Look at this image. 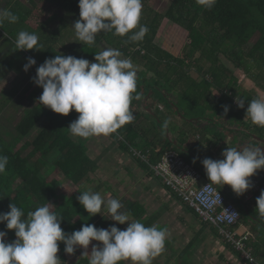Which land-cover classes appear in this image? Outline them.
I'll return each mask as SVG.
<instances>
[{
  "label": "trees",
  "instance_id": "obj_1",
  "mask_svg": "<svg viewBox=\"0 0 264 264\" xmlns=\"http://www.w3.org/2000/svg\"><path fill=\"white\" fill-rule=\"evenodd\" d=\"M51 2L68 16L75 20L79 19V0ZM9 4L11 6L9 10L19 19L17 23H8V25L28 26L27 21L32 11L24 10L18 1ZM56 18L57 15L54 14L37 29L31 28L33 33L40 37L39 43L43 45L40 51L33 50V55H38L40 59L39 65L59 54L95 62V54L107 48H114L119 49L135 65L143 67L137 72L136 94H139L140 99H133L131 103V111L135 118L131 124L124 126L112 137L119 143L120 149L129 154L147 176L155 177L161 182L165 191L170 192L178 203L186 205L182 198L156 175L153 167L161 162L166 153L177 152L186 164L202 174V181L206 180L204 183L209 182L202 160L196 159L197 148L204 142L201 145L200 142L190 144L192 140L186 139L187 135L192 133L189 129L195 130L198 127L195 122H207L206 117L211 114L207 113L212 112L213 115L216 113L221 116V113L225 114L224 106H228L227 115L230 122V117L236 112L235 99H245L244 108H240V113L235 117L237 124L227 122L221 128L216 127L215 124L214 126L208 124V129L201 130L203 137L207 138L206 142L219 151L217 153L221 154L227 148L225 142L229 133L232 135L233 143L237 141L235 131L230 128L247 130L250 136L254 135L264 140V127L253 125L249 119L244 121L248 102L261 97L252 89L250 93L245 87L240 89L244 80L220 63L222 58H225L234 66L243 67L242 71L245 75L264 89V0H216L210 11L203 10L197 5L196 0H171L168 8L162 13L145 5L142 8L140 23L147 25L149 31L140 42L125 43L127 36L100 33L97 34L93 45H82L79 40L67 44L63 42V38L70 35L69 27L65 23L54 28L50 27ZM164 20L180 26L188 34L189 42L180 56L173 55L156 43ZM256 36H259L257 41L252 43ZM10 53L11 51H5L0 58V77L5 72L18 71ZM192 72L197 73L198 78H194ZM29 90L27 84L22 93H29ZM16 93V89L13 88L5 100L0 102V155L9 158L6 175L0 176V213L8 212L10 203L22 208L26 214L56 200L62 182L56 179L48 180L47 177L48 172L55 169L74 185L83 186L53 211L63 219L61 227L65 233L71 234L79 230L84 223L93 224L97 228L107 229L113 225L119 228L111 221V217L105 216L107 212L103 211V206V213L92 217L78 202L77 198L81 192L91 190L102 194L104 188L101 185L107 183L93 186L95 183L93 176L101 170L100 161L89 155L88 144L75 140L69 133L67 129L69 115L65 117L55 114L38 103L26 111L12 131L8 128L1 130L3 111L11 104L14 105ZM148 99L163 105V110L151 109ZM233 103L234 107H232ZM178 118L184 122L185 130L180 129ZM165 120L169 121L166 128ZM251 124L255 132L250 129ZM249 135H246V138H249ZM247 144L264 145L255 141ZM183 146L192 148L189 152L187 149L183 151ZM135 152L141 153L143 158L135 155ZM217 187L238 207L241 218L237 228L244 226L249 229L252 238L248 241V245L253 248V257L258 264H264V221L259 219L255 211L256 199H254L255 203L244 202V195L237 197L230 189ZM121 203L124 205L122 210L130 212L133 219L141 221L145 226L155 225V218L146 216L147 211L142 203L134 200L133 202L121 200ZM250 204L255 207H250ZM185 207L188 212L194 213L199 218L190 207L187 205ZM202 226L207 228L208 224L202 222ZM211 229L217 239H222L216 227L211 226ZM0 231H7L5 225L0 224ZM7 239L9 242L13 241L14 232H8ZM222 240L231 254L239 259L242 258L240 252L230 243ZM191 246L192 243L186 250ZM59 247V251L65 253L64 245L60 244ZM87 260L84 257L77 264H84ZM243 261L245 264H250L245 259ZM177 264H188V262L182 255Z\"/></svg>",
  "mask_w": 264,
  "mask_h": 264
},
{
  "label": "clouds",
  "instance_id": "obj_2",
  "mask_svg": "<svg viewBox=\"0 0 264 264\" xmlns=\"http://www.w3.org/2000/svg\"><path fill=\"white\" fill-rule=\"evenodd\" d=\"M196 3L210 11L216 0H196ZM78 8L79 19L72 28L82 45H93L100 33L127 36L125 43L140 42L149 31L147 25L140 23L142 0H79ZM18 19L11 10L0 9V28L6 22L15 24ZM14 45L16 51H40L43 47L38 35L26 30L18 32ZM121 56L119 49L107 48L95 54V62L63 54L46 59L32 78L42 88L38 103L61 116L77 113L76 120L68 127L73 137L88 140L116 134L133 122L131 103L140 99L136 94L137 73L133 62ZM35 65L36 60L28 57L23 70L28 72ZM236 103L244 108L245 99H236ZM223 110L226 115L228 106ZM245 119L264 127V100L256 98L248 102ZM168 124L165 120L164 127ZM221 155L223 158L219 160L201 161L210 182L204 188L215 191L216 186L227 185L237 197L243 196L254 186L251 178L264 170V152L253 146L242 150L227 147ZM8 164V156L0 155V176L6 175ZM77 199L92 217L100 214L103 206L111 221L127 227L119 229L113 225L104 229L84 223L79 230L67 234L61 227L63 219L50 210L55 207L52 204L46 203L25 214L22 208L10 203V210L0 213V224L7 230L0 231V264H61L60 244L69 256L77 248L82 249L81 257H88V264H153L165 251L167 229L145 226L133 219L130 212L122 210L124 205L119 199L106 201L99 192L91 190L81 192ZM255 211L264 221V191L256 199ZM230 216L237 214L233 212ZM8 232L15 235L11 242H6Z\"/></svg>",
  "mask_w": 264,
  "mask_h": 264
},
{
  "label": "rangeland",
  "instance_id": "obj_3",
  "mask_svg": "<svg viewBox=\"0 0 264 264\" xmlns=\"http://www.w3.org/2000/svg\"><path fill=\"white\" fill-rule=\"evenodd\" d=\"M16 1H18L19 5L22 6L24 10L28 9L32 11V15L27 21V25L30 28L26 25H22L21 27L11 26L8 25L7 22L4 24L3 28H0V58L5 51H11L10 55L14 59V66L18 70L5 72L0 77V102L5 100L8 93L11 92L13 88H15L17 92V95L14 99V105L11 104L3 111V126L1 129L2 131L6 128L12 131L13 127L21 120L26 111L30 110L33 106L38 104V98L40 97L42 91V88L36 86L32 82V78L36 75V68L39 66L40 59L38 55H33V51H16L14 41L17 38L18 32L21 30H26L33 33L32 29H37L45 21H47L49 18L51 19L53 15L56 14L57 18L53 21V24L50 27L54 28L65 23L69 27L71 33L70 35H66L63 38V42L71 44L78 40L75 35V31L72 28V25L76 20L70 15L68 16L67 14H65L63 10L56 6L55 3L51 2L52 0H0V9H10L11 6L9 3ZM170 1L171 0H142V4L143 7L147 5L156 12L162 13L168 8ZM258 37L259 36L254 37L252 43H255ZM188 42V34L183 28L167 20L163 21L156 38L157 45L161 46L164 50L172 53L175 56H180L185 45ZM28 57L34 58L36 60V65L30 68L28 72H25L23 68L27 62ZM121 58L123 59L126 57L122 54ZM220 63L227 67L230 71L232 70L239 78L241 77L242 80H244L243 82H241L240 89H243L242 87H245L249 93L251 92L250 89H252L254 92H259L264 98V89L257 85L254 80L249 79L245 75V73L242 71V66V68L236 67L225 58H222V62L220 61ZM133 65L136 73L143 68L141 65L138 66L134 63ZM254 73H256V71H254ZM192 76L194 78H198V74L195 72H192ZM27 84L30 89L29 93H22L24 86H26ZM148 101V105H150L151 109H161L159 104L155 103L154 100L148 99ZM148 101H146V103ZM232 107H234V103L232 104ZM239 110L240 108L237 107L236 103V112H234V117H230V122L228 117L229 115L221 113V116H218V114L216 113H214L215 115H213L212 112L207 113L211 114L206 117V121L208 124H210V126H214L215 124L218 128H221L223 124H226L227 122L231 124H237L235 117L240 113ZM77 116L78 114L74 111L69 114L67 129L69 125L76 120ZM178 124L181 125L182 123L178 122ZM250 127V129L255 132V129L253 128L254 126H252V124L250 125ZM74 139L88 144V147L90 149L89 155L92 158L95 159L98 156H104L102 158V164H100L103 166L104 173H102L103 175H101L100 172H98L93 176L95 181L93 186L97 187L103 182L107 183L106 185H101V187L104 188L101 195L106 201L111 198H117L120 201L131 200L133 202V199H137L138 203H142L144 205V209L148 210V204H145L146 202H142L138 199L139 197H136V194L139 193L142 187L145 190H147L148 188V186L146 185L147 181H144L142 179L143 175H146V173L144 172L139 176V174L134 173L131 169L124 167V165H136V162L132 159V157L128 156L120 149L119 143L115 139H113L112 136L93 137L88 140H83L76 137H74ZM104 175L109 177L108 180L102 178ZM47 177L48 180L56 179L62 182V185L58 190L56 200L50 202V204L55 206L50 209L52 212L55 211L58 208L59 204H61L64 200L68 199L73 194H76L79 189L81 190L83 188V186L74 185L72 182L66 180L63 174L55 169L50 170V172H48L47 174ZM153 180L158 186V181L154 178ZM205 181L206 180L204 179V181H202L200 184H203ZM114 182L125 188H122L119 185H115ZM159 185H161L162 188L164 186L162 183H160ZM165 195L169 198V206H171L172 203H175L176 200L173 198L170 192H167ZM177 204L181 205L182 208L181 210L180 208H178V211L176 212H174V210L171 212L172 215L170 216V222H168L167 224L170 223V228H173L175 223L180 222L178 220L182 217L179 212L183 211L185 213V223H183L185 225L184 230L180 234H176L171 231L169 238H167L166 240V245H170L171 248L168 247L167 251L165 248L166 253L164 251V255H160L161 257H157L153 261V264H177L178 260H181L180 253L182 252V250L186 248L188 244L197 237L199 229L202 228L201 220L189 213L185 207L186 205L178 202ZM159 205L160 203L158 202L155 203V205L152 204L150 209L152 211H157ZM249 206L255 207V205L253 204H250ZM170 210H172V206ZM105 216L111 217L107 213H105ZM115 225H117L120 229H125L127 227V224L119 225L115 223ZM211 230L212 229L209 226L207 228H204L198 235L197 239L194 240V245L190 247L191 249L183 255V258L188 262V264H245L243 258L239 259L237 256L231 254L229 250L225 249L223 240L216 239ZM169 239H173L174 242H168ZM6 242H9L7 237ZM92 243L96 244L97 242ZM91 247L92 245L89 246V253L91 252ZM82 251V249L77 248L74 255L72 256H69L66 253L62 254L59 251L58 257L62 260L61 264H77L82 258H84L81 257ZM167 257H169V259L168 261H165ZM86 258L89 260L88 257ZM87 261L84 264H88Z\"/></svg>",
  "mask_w": 264,
  "mask_h": 264
},
{
  "label": "built area",
  "instance_id": "obj_4",
  "mask_svg": "<svg viewBox=\"0 0 264 264\" xmlns=\"http://www.w3.org/2000/svg\"><path fill=\"white\" fill-rule=\"evenodd\" d=\"M135 155L143 158L139 152H135ZM153 169L195 211L202 222L216 227L220 236L240 252L243 259L250 264H258L253 257L252 247L248 245L252 236L238 232L237 226L241 218L238 207L217 186L215 191L205 189L210 182L200 184L203 180L202 174L186 164L177 152L166 153ZM251 182L254 186L247 192L246 201L257 199L261 191H264V172L252 177ZM233 212L237 216H230Z\"/></svg>",
  "mask_w": 264,
  "mask_h": 264
},
{
  "label": "crops",
  "instance_id": "obj_5",
  "mask_svg": "<svg viewBox=\"0 0 264 264\" xmlns=\"http://www.w3.org/2000/svg\"><path fill=\"white\" fill-rule=\"evenodd\" d=\"M257 94L261 97L262 100H264L263 96L257 92ZM161 107V110H163V105H159ZM148 112H150V110H148ZM178 122H181L182 124L179 125L180 126V129L181 130H185L186 127L184 125V122L178 118L177 119ZM244 121H246V119L244 118ZM191 122V121H190ZM196 126V129L193 130V129H189L190 131H192V133H190V135H187L186 139L188 141H191L190 144H197L199 143L200 145L204 142V146L201 145V146H198L197 148V152H196V157L199 159V160H204L205 158H215V159H222V155L220 153H217L219 152L218 150H216L215 148H213L212 145L209 144V142H206L207 138L204 136L203 137V132L201 130H205V129H208V123L207 122H195ZM198 129V130H197ZM231 130L235 131V139L237 140L235 143H233V140H232V135L229 133L228 134V137L226 139V142H225V146L227 147H236L238 150H242L244 149L245 147H248L250 146L249 144H247L248 142H261V143H264V140H261L259 138H257L256 136L252 135L250 136L249 132H247L246 130H242V129H238L237 130H234V128H230ZM227 133V132H226ZM170 135V134H169ZM233 135V136H234ZM246 135H249L250 137L249 138H246ZM216 139V138H215ZM208 141H212L213 140H208ZM223 144V143H222ZM192 146H195V145H192ZM184 149L183 151H186V149L188 150V152L190 151V148L189 146H183ZM258 149H260L258 147ZM194 150V148L192 149V151ZM261 150V149H260ZM262 152H264V150H261ZM187 152V153H188ZM211 153V154H210ZM128 156H130L129 154H127ZM104 156H98L97 158L100 159V164H102V158ZM131 157V156H130ZM133 159V158H132ZM122 161V160H121ZM116 163V162H115ZM101 167V171H100V174L103 175L102 173H104L103 171V166L100 165ZM125 168H129L131 169L134 173L136 174H139L142 175V173H144V171L138 166V164L136 163V165L134 164L133 166H128V165H124ZM140 170V171H138ZM264 170H261L259 171L255 176L253 177H256L258 176L259 174L263 173ZM107 174V173H106ZM108 175V174H107ZM102 177V176H101ZM102 178H105V180H108L109 177L107 176H103ZM144 181H147L146 185L148 186L147 190H145L143 187L140 189L139 193L136 194V197H139L138 199L142 202H146L145 204H148V210L147 211V217H154L155 218V224H157V226L161 227V228H166L167 231H168V238L170 236V233L171 231L176 233V234H180L183 230H184V227L185 225L183 223H185V219H184V212L183 211H180L179 214H181V219H179L178 223H175L174 227L170 228V223L167 224L168 222H170V216L172 215V211L174 210V212L178 211V208H180L181 210V205L177 204V202L175 201V203H172L171 206H172V210H170L171 206L170 205V201H169V198L165 195L167 192L165 191L164 188L161 187V185H159L161 182H159L155 177L154 179H156L158 181V186L156 185L155 181L153 180V177L150 178L149 176L147 175H143V178H142ZM149 181V182H148ZM115 185H119L118 183H115ZM120 186V185H119ZM122 187V186H120ZM122 188H125V187H122ZM225 190H228L231 188L227 185L224 186ZM151 189V190H149ZM232 191V190H231ZM152 194H151V193ZM248 192V191H247ZM247 192L244 194L243 196V201L244 202H248V203H253L254 202V199L250 200V201H246V194ZM134 201H138L137 199H133ZM160 203L159 205V208L157 209V211H152L150 208L152 206V204L155 205V203ZM193 210V209H192ZM152 211V212H151ZM194 211V210H193ZM195 212V211H194ZM190 213V212H189ZM193 216H195L194 213H191ZM196 217V216H195ZM199 217V216H198ZM197 218V217H196ZM199 219V218H198ZM201 220V219H200ZM202 221V220H201ZM204 223V222H203ZM209 226V225H208ZM211 227V226H209ZM203 226L201 229H199L198 231V234H197V237L198 235L200 234V232L203 230ZM238 229V232L240 234H244V233H249V229L246 228V227H243L241 226L240 228H237ZM212 231V230H211ZM213 233V232H212ZM214 235V234H213ZM220 235V234H219ZM197 237L194 239L196 240ZM214 237L217 239V237L214 235ZM252 238V237H251ZM223 239V238H222ZM194 240L191 241L190 243H192V246L194 245ZM168 242H174L173 239H169ZM190 243L188 245H190ZM191 246V247H192ZM168 247H170V245H165V248H166V251L168 250ZM187 248V247H186ZM186 248H184L182 250V252L180 253V259L182 257V255H184L185 253H187L191 248H189V250H186ZM225 248V246H224ZM226 249V248H225ZM253 249V248H252ZM165 251V253H166ZM187 251V252H186ZM164 255V252L161 254V256ZM160 256V257H161ZM169 257L166 258L165 261H168ZM241 259V258H240Z\"/></svg>",
  "mask_w": 264,
  "mask_h": 264
},
{
  "label": "flooded vegetation",
  "instance_id": "obj_6",
  "mask_svg": "<svg viewBox=\"0 0 264 264\" xmlns=\"http://www.w3.org/2000/svg\"><path fill=\"white\" fill-rule=\"evenodd\" d=\"M261 141V140H260ZM260 143V142H259ZM250 146H253V147H255V148H260L261 150H264V145H262V144H256L255 146L254 145H250Z\"/></svg>",
  "mask_w": 264,
  "mask_h": 264
}]
</instances>
